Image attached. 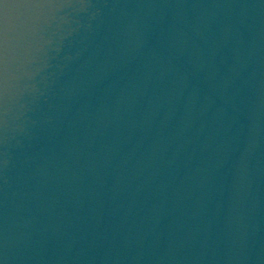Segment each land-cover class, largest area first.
Instances as JSON below:
<instances>
[{"label":"water","instance_id":"obj_1","mask_svg":"<svg viewBox=\"0 0 264 264\" xmlns=\"http://www.w3.org/2000/svg\"><path fill=\"white\" fill-rule=\"evenodd\" d=\"M6 2L0 264H137L264 178V0Z\"/></svg>","mask_w":264,"mask_h":264},{"label":"snow or ice","instance_id":"obj_2","mask_svg":"<svg viewBox=\"0 0 264 264\" xmlns=\"http://www.w3.org/2000/svg\"><path fill=\"white\" fill-rule=\"evenodd\" d=\"M27 4L6 2V0H0V129L3 127V98L6 92L5 86V51L7 44L8 32L12 30L13 27L18 26L23 12L22 9L28 7ZM15 10V12L12 11ZM10 11L12 14H10ZM2 136V132H0ZM2 143V139H0ZM2 154V153H0ZM3 161L0 160V166H2Z\"/></svg>","mask_w":264,"mask_h":264},{"label":"clouds","instance_id":"obj_3","mask_svg":"<svg viewBox=\"0 0 264 264\" xmlns=\"http://www.w3.org/2000/svg\"><path fill=\"white\" fill-rule=\"evenodd\" d=\"M44 47L43 43L39 45L38 51Z\"/></svg>","mask_w":264,"mask_h":264}]
</instances>
